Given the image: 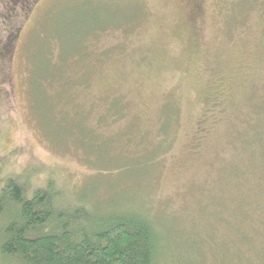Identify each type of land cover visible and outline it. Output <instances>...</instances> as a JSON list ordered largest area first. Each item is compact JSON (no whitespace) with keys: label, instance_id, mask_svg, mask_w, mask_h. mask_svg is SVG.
<instances>
[{"label":"rangeland","instance_id":"374dc122","mask_svg":"<svg viewBox=\"0 0 264 264\" xmlns=\"http://www.w3.org/2000/svg\"><path fill=\"white\" fill-rule=\"evenodd\" d=\"M90 35L93 60L72 68L86 84L47 90L45 58L62 79ZM3 65L0 192L19 179L87 222L143 215L157 264H264V0H42ZM1 208L0 247L16 210Z\"/></svg>","mask_w":264,"mask_h":264},{"label":"trees","instance_id":"16d2710c","mask_svg":"<svg viewBox=\"0 0 264 264\" xmlns=\"http://www.w3.org/2000/svg\"><path fill=\"white\" fill-rule=\"evenodd\" d=\"M41 1L0 0V66H6L7 61L13 57L23 25ZM3 33L4 38L1 37ZM94 37H85L80 40L79 46L74 47L65 61V76L62 79L58 78L63 73L58 68L59 60L52 57L48 62L45 58V71L52 75V81L44 82L49 86L47 90L59 89L58 86L62 85L69 92L86 84L88 71L84 68L87 69L93 60L89 46ZM38 44L52 46L51 39L47 38L38 41ZM29 49V60H36L41 54L40 49L33 46ZM81 65L84 67L81 75L72 71L74 67L82 68ZM61 104L60 101L58 108H61ZM121 112L122 108L118 107L116 114ZM76 114L78 112H64L61 117L74 118ZM83 123L84 120L76 124L78 132H75L78 134L75 136H81L82 141L84 136L89 137L84 133L87 130ZM70 133L71 128L67 134ZM0 193V212L6 204L16 208L13 223L4 230L1 254L19 264H157V261H161L162 240L159 231L143 215H123L111 220L100 218L87 222L85 218L89 217L88 213H93L78 201L76 204L68 203L67 209L60 206H50V209L47 205L53 199H50L48 191L40 190L28 196L19 179H9ZM69 208L74 210L67 211ZM93 217L91 215L90 218ZM253 251L247 244L244 255L251 257L250 261H260L256 255L253 258Z\"/></svg>","mask_w":264,"mask_h":264}]
</instances>
